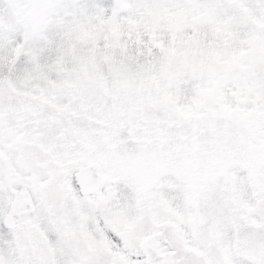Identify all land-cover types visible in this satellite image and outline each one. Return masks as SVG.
<instances>
[{
  "label": "snow or ice",
  "instance_id": "1",
  "mask_svg": "<svg viewBox=\"0 0 264 264\" xmlns=\"http://www.w3.org/2000/svg\"><path fill=\"white\" fill-rule=\"evenodd\" d=\"M0 264H264V0H0Z\"/></svg>",
  "mask_w": 264,
  "mask_h": 264
}]
</instances>
